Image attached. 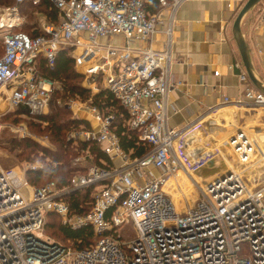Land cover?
Here are the masks:
<instances>
[{"label":"built area","instance_id":"2783aa9c","mask_svg":"<svg viewBox=\"0 0 264 264\" xmlns=\"http://www.w3.org/2000/svg\"><path fill=\"white\" fill-rule=\"evenodd\" d=\"M42 1L15 0L1 12L0 94L6 96L8 111L25 108L24 116H38L48 110L53 92L63 87L39 73L37 59L42 54L53 68L59 52L70 48L89 82L84 87L95 93L110 90L127 109V123L138 132V145L150 148L140 156L124 151L112 129L114 115L77 97L74 117L88 113L90 128L71 130L68 140L73 145L99 142L113 165L86 164L92 157L87 150L74 160V165H86L87 171L75 174L65 187H59L57 180L32 185L27 172L42 165L28 162L18 172L0 166V263L264 264V184L250 188L229 167L207 182L197 205L183 213L164 191L173 173L183 169L189 176L197 174L218 154L214 150L195 159L211 149L205 144L203 149L189 147L191 139L204 140V120L184 128L168 123L169 95L181 84L171 77L175 15L187 0H157L155 9L149 0H50L59 10L58 24L42 20L39 28L45 34L36 37L24 31L12 33L26 22L20 7ZM234 1L227 0L229 6ZM159 33L164 36L161 40ZM116 37L124 42L117 44ZM241 79L247 81V74ZM234 102L264 112V93L254 85ZM229 138L240 159L248 162L257 150L253 137L238 130ZM48 143L45 147L53 149ZM90 187H95L90 211H72L66 196ZM52 212L69 228L91 225L99 238L82 249L52 238L45 230ZM131 223L136 233L125 241L120 227Z\"/></svg>","mask_w":264,"mask_h":264},{"label":"crops","instance_id":"0c3cea01","mask_svg":"<svg viewBox=\"0 0 264 264\" xmlns=\"http://www.w3.org/2000/svg\"><path fill=\"white\" fill-rule=\"evenodd\" d=\"M245 2L246 0L242 2L236 0L229 6L227 0H187L179 7L174 23L171 77L172 80L181 82V84H177L170 92L168 103V123L171 127L184 128L198 120H204V140L198 138L204 142L210 136L224 137L227 133L226 139L222 140L220 145L227 147L230 150L229 154H235V159L241 167L244 163L239 161L234 145L227 144L230 139L229 133L233 134L242 127L245 120L264 119L258 116L259 113L264 115L263 111L247 110L237 106L234 102V100L242 99L246 88L252 85L249 79L247 81L241 79V75L246 73L232 33L235 14ZM5 7L8 6H0V16ZM21 15L24 19L22 11ZM42 20L44 19L40 15L38 25ZM17 27H14V30ZM243 32L249 47L250 43L253 47V50L251 47L250 50L255 67L260 76L264 78V13L259 15L254 24H250L247 32ZM3 34L4 32L0 34V43H3ZM158 38L163 39V34L159 33ZM114 41L122 44L124 39L116 37ZM258 49L263 50L262 55L259 54ZM2 54L3 52L0 56ZM235 64L242 70V74L235 73ZM226 98L231 101L225 102ZM86 118H89V115L83 112L81 119ZM254 133L261 134L259 146L260 149H264L261 147L264 144V132ZM224 157L229 167L237 165L235 160L233 163L225 155ZM263 159L264 156L260 159L253 158V161L248 163H252L250 166L256 168L258 162L254 164L253 162ZM215 163L219 164L218 161ZM215 163L209 165L211 171L207 170L209 172L205 177L207 182L217 178L222 170L227 168L223 165L224 163L219 164V168ZM255 168L251 172L264 173L262 169L257 171L259 167ZM202 169L206 170L204 167ZM256 180L258 182V179ZM256 180H254V185L264 184L262 181L257 183Z\"/></svg>","mask_w":264,"mask_h":264},{"label":"trees","instance_id":"16d2710c","mask_svg":"<svg viewBox=\"0 0 264 264\" xmlns=\"http://www.w3.org/2000/svg\"><path fill=\"white\" fill-rule=\"evenodd\" d=\"M149 2L152 4L153 9L157 7V0H149ZM14 3L15 0H0V6H12ZM21 11L26 20L24 27L27 31L24 29V32L32 37L45 34L38 25L40 15H44L46 19L56 24L60 21L59 10L50 0H43L38 5L24 4ZM36 13H39V16H36ZM33 18L35 20L32 22ZM3 50V43H0V54ZM70 51V48L62 49L57 56L53 68L49 66L46 57L42 54L37 59L39 73L42 76L60 82L63 87L62 91L60 89L55 90L52 96H59L63 92V98L79 97L84 101L92 100L93 104L97 105L105 114L114 115L112 129L120 136L123 150L137 156L144 154L150 148V145H138V132L132 130L127 123L129 119L127 109L115 98L110 90L102 88L98 93L94 94L91 89L84 87L81 82H71L83 78L85 75L76 68L74 57L70 55ZM52 111L51 113L45 112L38 116L24 117V120H26L27 127L29 125L30 129L28 128V130L30 132L34 131L48 136L49 140L56 145V150L41 145L31 136L24 138L13 137L5 140V143H7L6 147L12 151H17L18 156H22V158L24 156V161L33 162L35 156L32 158L31 155L35 153L36 156H41V160L45 162L42 168L27 172V179L32 185L42 186L51 180H57L59 187L71 185L75 174L85 173L88 169L84 164L74 165L75 158L86 153L87 150H90L92 157L89 156L86 164H94L101 167L113 165L99 142L81 141L79 145H73L68 140V133L71 130L79 129L82 126L90 128L87 120L74 117L65 106H55ZM27 112L25 108H20L11 112L6 117L12 116L14 120L9 121L14 124H20L24 120H17V118H20L19 115ZM94 191L95 187H90L68 194L66 200L71 210L79 214L89 212L91 209L89 203L94 199ZM45 230L50 235L58 237V240L63 244L79 249L90 246V244L99 238L95 235V231L91 225L76 230L69 228L62 223L61 217L53 212L48 213Z\"/></svg>","mask_w":264,"mask_h":264},{"label":"rangeland","instance_id":"374dc122","mask_svg":"<svg viewBox=\"0 0 264 264\" xmlns=\"http://www.w3.org/2000/svg\"><path fill=\"white\" fill-rule=\"evenodd\" d=\"M238 12L235 14V17L237 16ZM262 13H264V0H262L259 4H257L255 6V8L251 12H249L247 14V16L245 17V19L243 21V25H242L243 31L247 32L248 29H249L250 24L251 25L254 24L255 21L257 20V18L259 17V15H261ZM38 14L36 13V16H38ZM42 19H46V17L44 15H42ZM34 20L35 19L33 18L32 22ZM28 21H29V18H28ZM15 29L16 30H14V29L12 30V33L17 32V31H22V30L24 31V29H25V31H27L26 28L24 27V23L21 26H18L17 28H15ZM250 47L253 50V47L251 46V43H250ZM70 55H73L72 51H70ZM75 66L77 68L76 63H75ZM77 69H79V68H77ZM71 82H81V84L83 86L89 85V82L86 80L85 76H83V78L76 79V80L71 81ZM98 84H100V83L98 82ZM91 85L93 87L96 86L95 83H91ZM60 90L62 91L63 88L60 89ZM91 90H92L93 93H95V90H93V89H91ZM62 93L63 92H61L59 94V96L58 95L57 96L56 95L52 96L51 101L49 103V109L46 112L47 113L48 112L51 113V112H53L52 110H53V108L55 106H59L60 105V106H65L66 108H68L69 111L71 112V114L74 116V111H73L74 109L72 107H74L75 109L77 108V106L75 105V103L77 102L76 97L63 98L62 97V95H63ZM11 112H13V111H8L7 99H6L5 94L1 93L0 94V124H1L0 125V166H2V168L4 170H6L7 172H10V171H13V170H14V172H16V171L18 172V170H21L20 168H22L25 163H28V160L24 161V156L22 158V156L20 157V156L17 155L18 154L17 151H15V150L12 151L8 147H6L7 143H5V140L13 138V137L24 138L26 136H31L32 138H34V140H36L37 142H39L43 146H45V144L48 141L49 142L48 144L52 145V148H53L52 150H56L57 147H56V145L54 143H52L49 140V138H47L46 141L44 140V138L48 137V136H46L44 134H40V133L34 132V131L30 132L28 130V128L30 129V127H29V125L27 127V125H26L27 123H26V120H24V117H30V116H24V113H23V114L19 115L21 119L17 118V117L16 118H17V120H24V122H20V124H14L13 122H10L9 120H14L12 116L7 118L10 115ZM79 115H80V118L83 117V112H80ZM258 116H260L261 118H264V115L262 113H259ZM4 120H7V121H4ZM245 122L242 125V127L238 128V130L243 128V130L247 131V133L250 134L253 137L252 139L256 142L257 148L259 149L260 154H261L258 157V159H260L263 156L261 150H263V152H264V149L263 148L260 149V146H259L260 145L259 139H260V135L261 134H256L254 132H262V133L264 132V119L263 120H248V121L245 120ZM232 132H234V131H232ZM224 135H222L224 137H221V136L217 135L218 136V137H216L217 140H215L216 138L214 136L213 137L210 136V137L207 138L206 142L201 141V139H198V138L196 140L195 139L189 140V142H188L189 147L192 146L193 148L199 147V148L203 149L204 146L206 145V147H209L211 149L209 152L205 153L203 151L202 153L196 154L194 158L195 159H199L203 155L206 157L212 151L216 150V151H218L217 156L215 158L211 159V161H210V163L208 165L214 164L216 161H218L219 164L224 163L223 165L227 166L228 164H226L224 155L230 161H233V163H234V160L237 162V160L235 159V157H236L235 154L234 155L229 154L230 150H228L227 147H225V146L223 147V146L220 145L221 144L220 142L222 140L226 139L227 133H225ZM228 143H230V140L227 141V144ZM186 145H187V142H186ZM235 146L236 145H234V148H235ZM261 147H264V144ZM236 155H237V153H236ZM238 155H237V157H238ZM34 156H35L34 161L33 162L31 161L29 163H34V164H38V165H42L43 166V164L45 162H43V160H41V158H40L41 156H39V155L36 156V154L33 153L31 155V157L33 158ZM78 157L79 156H77L75 159H77ZM239 161H241L240 158H239ZM250 161H253L252 155H251V160ZM256 162H258V164L261 165V166L260 165L258 166V164L256 165V168L259 167V169L257 171H259L260 169H262V171H264V159L263 160H259V161L258 160L254 161L253 164L256 163ZM219 164L216 165V163H215V165L218 168H219ZM90 165H92V164H90ZM208 165L204 167V168H206V170L201 169L197 174L195 173L192 176H189L188 173H186L185 170H183V169H181L179 171V172H181L182 175H184V177H186V179H187V181L189 183H191L193 186H195L197 188V192L194 193V194H191V196L187 197L185 195H182L181 197H179V198H181V202H182V206H183L182 212H185V211L195 207L197 205V203L200 201V199L202 198V195H203L202 194V190L206 189V185L208 184L207 183V179L205 178L206 176H208V173H209V172H207V170H210ZM250 165H252V163H250V164L248 163V165L244 164L243 167H241V166L238 165V162H237V165L236 166L231 165V168L233 167L234 169L237 170V172H239L242 175L241 178L245 182L248 183L250 188H256V187L260 186L263 183H261L260 185H254L253 184V183H255L254 180L258 179V182H261V181L264 182V173L251 172L250 170L249 171L246 170V172L243 171V169L246 166H247V168H250L249 167ZM207 168H209V169H207ZM224 169H226V168H224ZM241 172H243V173H241ZM256 182H257V180H256ZM186 183H187L186 181L183 182V180L182 181L180 180L179 183L177 184V189L174 191V193H181V190H183L182 186L186 185ZM201 187H203V189H201ZM168 196H169V198L172 200V202L174 204H175L176 201L179 200V199H174V197L171 194H168ZM190 202H192V204ZM175 206H176V204H175ZM120 231L123 234V237H124L125 241L127 239H130V238L134 237L135 233H136L135 232L136 230H135V227H134L133 223H131L128 226H121L120 227ZM47 234L49 236H51L52 238L58 240V237L50 235L49 233H47Z\"/></svg>","mask_w":264,"mask_h":264},{"label":"water","instance_id":"95a60500","mask_svg":"<svg viewBox=\"0 0 264 264\" xmlns=\"http://www.w3.org/2000/svg\"><path fill=\"white\" fill-rule=\"evenodd\" d=\"M262 0H246V2L240 8L232 27V33L236 45L238 47V51L241 57V64L245 69V73L247 74L248 78L252 82L255 88L259 91L264 93V78H262L257 71L253 58L252 53L246 38L245 33L243 32L242 25L245 17L249 12H251L257 4H259ZM234 71L237 74H242V70L239 68L238 65L235 64ZM211 122H209L210 124ZM240 131H242L240 129ZM234 136L232 137V139ZM227 170H229V166H226ZM224 170H222V173Z\"/></svg>","mask_w":264,"mask_h":264},{"label":"bare ground","instance_id":"6f19581e","mask_svg":"<svg viewBox=\"0 0 264 264\" xmlns=\"http://www.w3.org/2000/svg\"><path fill=\"white\" fill-rule=\"evenodd\" d=\"M248 77V76H247ZM249 79V78H248ZM250 80V79H249ZM251 84H252V82H251ZM253 85V84H252ZM257 89V88H256ZM258 90V89H257ZM259 91V90H258ZM231 144V143H230ZM253 147H254V145H253ZM235 149L237 150V147L235 146ZM234 149V150H235ZM235 150V152L237 153V151ZM256 153V154H255ZM253 155H252V157L253 158H257V157H259L260 156V151H259V149L257 148V150H256V152H255ZM237 155H238V153H237ZM239 156V158H240V155H238ZM251 160V154H250V158H249V161ZM248 161V162H249ZM241 162H243L244 164H247L248 162H244V161H242L241 160ZM250 167V170L252 171L254 168H255V166H249ZM232 169L235 171V172H237V170L236 169H234L233 167H232ZM256 169V168H255ZM181 169H179L177 172H175V173H173L170 177H169V179L166 181V183H165V185H164V190H165V192H167L168 194H171L173 197H174V199H179L178 201H174L175 202V204H176V209L178 210V211H180V212H182V209H183V206H182V202H181V198H179V197H181L182 195H185V196H191V194H194V193H196L197 192V188L195 187V186H193L191 183H189L188 181H187V179H186V177H184V175H182L181 174V172H179ZM179 172V173H178ZM177 173V174H176ZM239 173V172H238ZM241 173H243V172H241ZM241 176V175H240ZM182 181L183 180V182L184 181H186L187 183H186V185H183L182 186V188H183V190H181V193H174V191L177 189V184L179 183V181ZM201 189H203V187H201ZM191 204H192V202H190ZM190 205V204H189ZM183 213V212H182Z\"/></svg>","mask_w":264,"mask_h":264}]
</instances>
